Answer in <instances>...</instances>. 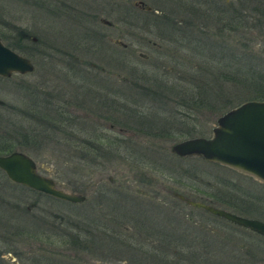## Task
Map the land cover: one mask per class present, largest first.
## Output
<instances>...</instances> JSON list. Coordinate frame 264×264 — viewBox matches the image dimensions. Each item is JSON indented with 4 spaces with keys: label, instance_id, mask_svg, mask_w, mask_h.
<instances>
[{
    "label": "rangeland",
    "instance_id": "1",
    "mask_svg": "<svg viewBox=\"0 0 264 264\" xmlns=\"http://www.w3.org/2000/svg\"><path fill=\"white\" fill-rule=\"evenodd\" d=\"M134 1L139 0H123L129 9H133ZM140 1L150 9L145 13L146 21L160 19L153 11L171 19L185 17L169 12L174 5L171 0ZM100 4L95 6L93 0H0L1 21L17 22L19 28L34 35L40 51H32L30 60L34 70L31 73L0 78V131L5 129L9 139L13 138V150L35 161L38 173L52 178L64 191L85 196L79 203L55 199L12 183L0 171V264H48L57 261L62 253L65 264L69 261L78 264L79 259L83 264H172L168 262H173L175 255L150 256L131 246L137 243L147 247L154 245L155 236L141 241L122 235L124 226L136 228L138 219L146 226L152 224L153 228H158L155 223L159 222L163 230L177 236L180 252L176 264H264L263 238L184 205L171 195L172 192L180 193L189 199L209 202L238 215L264 221V185L248 175L200 157H179L169 152L174 142L194 136L209 137L216 118L225 110L246 100H261L253 97L260 92L253 93L248 75L244 73L251 66L255 72L264 74V22L257 29V41L250 44V35L242 28H220L214 8L208 9L201 18L192 16V37L198 46L182 64L175 65L166 58L160 60L164 76L154 73V66L149 67L150 75L156 76H151L150 82L147 79L138 81L160 89L155 96L139 102L143 109H136L133 103L124 105L119 93L112 108L104 104L95 106L93 100L83 105L86 108L82 110L93 118H87L89 123L84 125L85 131H79L77 125L54 128L49 120L57 118L60 121L55 113L60 106L63 104L70 110L69 114H73L76 97H80V91L87 95L84 91L88 89L86 80L76 77L75 64L63 55L64 50L74 55L68 48H74L73 43L80 36L84 68H88V61L105 67V60L98 54L103 55L112 48L106 38L121 40L124 37L116 12H103L102 8L91 11L93 5L99 7ZM74 8L76 12L80 8L99 12L98 15L107 21L118 23L117 28L97 25L98 30L93 31L107 34L102 40L92 35L90 28H80L81 23L73 19ZM120 56L121 53L119 56L114 53L113 57L120 59ZM130 60L142 61L138 55ZM150 62L155 63L154 60ZM171 67L179 69L178 78L168 71ZM107 69L112 70V65L108 64ZM113 70L122 76L126 74L119 66ZM31 93L37 95L39 101H46L39 110L44 111L47 121L35 116L28 118L25 106L31 103ZM90 95L93 98V94ZM180 103L190 104L193 108L188 110L190 114H177L179 109L187 111ZM108 115L113 119V129L105 124ZM129 119L160 123L167 125L169 130L159 137L154 135L160 133L159 128L142 126L153 135L140 136L139 141L129 140L121 133L131 128L126 125ZM19 124L30 129V134L38 135L39 142L17 145L14 131H18ZM69 124H74L72 119ZM100 134L104 138L96 150L77 143ZM117 140L121 142L115 147L112 142ZM115 189L129 190L125 198L143 199L145 210H132L134 202H124V197L115 196ZM240 200L241 203L258 204L263 211L255 208L245 212L235 208L233 203L239 204ZM26 205H29L27 210ZM165 221L169 225L163 226ZM68 235L84 240L87 251L67 244ZM144 251L150 250L144 248Z\"/></svg>",
    "mask_w": 264,
    "mask_h": 264
},
{
    "label": "flooded vegetation",
    "instance_id": "2",
    "mask_svg": "<svg viewBox=\"0 0 264 264\" xmlns=\"http://www.w3.org/2000/svg\"><path fill=\"white\" fill-rule=\"evenodd\" d=\"M93 2H94L95 6L99 3H101V4L99 5V7H95L94 5H93V7L91 6L92 7V10L90 9L91 11H94V9H97V8L98 9L102 8L103 12L106 10V12H116L117 13L118 20H121V22H122L121 32H122V35L124 37L122 36L123 38L121 37L122 38L121 40L111 38V37L106 38V36H107L106 33H102L99 31H93L95 29L98 30L96 27L97 25L104 24L106 26L116 27V25L118 23H115V22L111 23V22L107 21L106 19H104L100 15H98L99 12H91V11L87 12L81 8L79 9L78 12H76V10L74 8V12H73L74 17L73 16L72 17L76 22L81 23L80 28H82V27L85 29L90 28V32L92 35H96L97 37L102 38V40H104L103 37H105L112 44L111 45L112 48H110L109 50H106V51H108L107 53H104L103 55L98 54V56H101L105 60V62H106L105 67H103L99 64H96L94 62L88 61V62H86V65L88 68H86V69L84 68L85 63L80 56V54H81V46H80L81 45V41H80L81 38H80V36H78L77 41H74V43H73L74 48H73V46L71 48H68L69 50L74 51V55H72L68 50H64V52H63V55L67 59H70L75 64L76 77L84 78L86 80V82L88 83L87 88L89 89L90 93L88 92V89L84 91L87 95H85L82 91L79 92L81 98L78 96L76 97V102H74V107H73L74 108L73 114H69L70 110L65 109L63 104L60 106V109L64 110V114H63L64 119H63V117H61L63 119V121L66 122V124L68 126L77 125V128L81 132L86 130L84 128V125H86V123H89V121L86 122L87 118H91V117H88V116H90V114L86 115V112L84 111L85 109L82 110V108H86V106H83V105L86 104L87 101L88 102H90L91 100L95 101V106H97L99 104L101 106H103V104H104L105 105L104 107H111L112 108V107H114V104L116 102L115 100H117V98H118L117 95L119 93H121L120 95H121L122 99L124 100V105L125 104L130 105L133 103V104H136L134 106L136 109H139L140 107H141L140 109H143V107L140 106L141 103H139V102L142 101V99L144 100L145 98L153 97V95H151L150 93L151 92L153 94L157 93V91L160 89V87H157V86L156 87H148V86H143V85H137L138 80H136V79H138L140 77H145L146 75H149L150 74L149 73V67H151V66H154L156 68V70L153 71L154 73L158 74L159 76H164V72L162 70L163 66L160 63V60H163L166 58V59L173 61L175 65L182 64V62H185L188 60V58H190L191 54L193 55V53L195 51L194 47L197 45V43H195V41H194V38L192 37V24H191V19H192V6H191V4H192V2H190L189 0L184 2V6H183V1L175 0L174 5L171 8L172 15L176 14V16H177V14L181 13V14H184L185 17H179V18L176 17V19H171L167 15L161 14L158 11L157 12L153 11L152 12L153 14L155 13V14L160 15L161 21H157V22L146 21L147 16L145 13L149 12L150 9L147 10L144 8V6H141L142 1H140V0L133 2V5H132L133 9H129V7H127V5L125 4V2H123V0H116V1H114V0H93ZM229 2L230 1H228V0H222V2L221 1L219 2V24H220V28H223V30L226 27V10L230 9V11H233L235 13V17L242 16V12H241L242 10H239V9H241V3L238 6H235ZM253 2H254L253 3L254 6H257L258 3L261 6H264V0L263 1L253 0ZM227 3H228V5H227L228 8L226 6ZM247 12L248 11L244 10L245 14H247ZM62 14H64V13H62ZM131 17H132V20L130 21ZM252 18H253V20L254 19L256 20V14H255L254 10H253L252 15L250 14V16H249L250 22H252ZM81 21H84V23H82ZM93 26H95V27H93ZM10 27L12 29L19 28L17 22H10ZM133 30H135V31H133ZM246 32L248 33V31H245V33ZM27 33H29V32L27 31ZM14 35H15L14 31L12 30L10 37L12 36L13 39L15 40L16 35L15 36ZM249 35H250L249 43L255 44V42L257 41L256 23L255 24L252 23ZM25 37L27 38V41L29 40V42L31 43V44H26V49H27L26 51L28 53V49H29L31 52L26 54L27 56L25 54H22V53H20V54L27 57L29 59V61L31 62L30 57L32 55V51H33V53L40 52L39 49L36 48V45L32 44V43H36V41L38 43V40L31 33L25 34ZM32 37H34L35 40H32L31 39ZM0 40L4 45L11 48L1 38H0ZM24 40H26V39L24 38L22 41H24ZM115 48H117L116 51H114ZM11 49H13V48H11ZM13 50L16 51L15 49H13ZM16 52H18V51H16ZM114 53L116 54V56H119V54L121 53L120 59L113 57ZM133 55H138L140 57V60H142V61L135 62V63L133 61L131 62L130 59H133ZM152 60H154L155 63H151L150 61H152ZM108 64H111L113 69L115 66H119V68L123 69L126 74L122 76L119 74L118 71H114L113 69L108 70L107 69ZM156 64L158 65V67H156L157 66ZM32 65H33V63H32ZM33 70H34V65H33ZM168 71L173 73L175 75L174 77H176V78H178V76L181 75V73L177 67H174V69H173V67H171V69H168ZM31 72H29V73H31ZM29 73H25V74H29ZM13 74H18V73H13ZM25 74H20V75H25ZM154 76H156V75H154ZM0 77H2V76H0ZM116 81L118 82L117 85H116ZM80 86H79V88H80ZM171 89H173V88H171ZM90 94H93V98ZM48 95L50 96V93H48ZM97 100L101 103H98ZM180 104L185 105L186 106L185 109L187 111L181 112V111H179L180 110L179 109L177 111V114L178 115L184 114L185 116L190 114V113H188V110H192V107L190 106V104L189 103H180ZM82 111H83V113H82ZM71 116H73V118ZM71 119L73 120L74 124H69ZM91 119H93V118H91ZM105 119H106L105 124L108 126V128L113 129V123H112L113 119L111 117H109V115L106 116ZM126 125H130L131 128L130 129H123V131L121 133H123L124 136H128L129 140H134V141H139L140 136H144V135L145 136H151V135H153V134H147L148 131L146 129L149 127L159 128L160 132H165L166 134L169 130V129H166L167 125L164 126L160 123H155V124L145 123V122H142L141 120H137V119H131V120L129 119V122ZM142 126H147V127L145 129ZM153 132H158V131H153ZM100 135L102 137L101 136H93L92 138H89V139H80V140L97 142V141L102 140L104 138L103 134H100ZM154 135L157 136L158 134L154 133ZM98 145L99 144H97V146ZM0 154H5V153H0ZM258 183H260V182H258ZM260 184L264 185L263 183H260ZM125 191L129 192V190H125ZM78 194H80V193H78ZM177 194L183 196L180 193H176V192L171 193V195L174 196V198L178 199L184 205H188L192 208H196L198 210H201V211H203V212H205L211 216H215L217 218H222L220 216H216L214 214H211L208 211H206L200 207H194V206L187 204L184 200L178 198ZM81 195H83V194H81ZM183 197L187 198L185 196H183ZM123 199H125V200H123L124 202L126 200L129 201L128 203H130L131 201L134 202L133 205H135V207L131 208L132 210H134L135 208L141 212H143L145 210V207L142 206V204H144L143 199H136V198H134V199L123 198ZM193 201H197V200H193ZM197 202H201V203L212 205V206L216 207L215 205H213L209 202H204V201H197ZM230 203H233V202H230ZM242 203L244 205H242ZM242 203L240 200L239 204L234 202L233 206L235 208H239L245 212H248V211L250 212V210L253 211V209H255V208L263 211V208L259 207L260 205L258 206V204L255 205L252 203H244L243 201H242ZM129 206L131 207V204ZM216 208H219V207H216ZM131 209L129 208L128 211H131ZM219 209L225 210L223 208H219ZM225 211H227V210H225ZM227 212L233 213L231 211H227ZM233 214L238 215L236 213H233ZM182 216L184 217V215H182ZM238 216H242V215H238ZM242 217H246V216H242ZM246 218H253V217H246ZM222 219H224V218H222ZM253 219H257V218H253ZM138 220H139L138 222L135 221L136 228L129 229V227L124 226V230H123L124 234H122V235H125L128 238L129 237H132V238L135 237L141 241H142V239L144 241L147 237H154L155 236L157 238V240H155L154 245L152 244L151 246H148V247L145 245H141V247L147 248L152 252H158L159 254L160 253L161 254L162 253H164V254L168 253L170 255H175V259L173 260V262H168V263L176 264L177 259H178L177 254L180 252L179 246L177 245V236L174 237L169 232H166L165 230H163L160 227L159 222L155 223L156 226L159 228L158 229L156 227L153 228L152 227L153 225L152 224L150 225L149 223H148V226H146L142 222V220H140V219H138ZM224 220H226V219H224ZM257 220H260V219H257ZM226 221L231 223V224H234L228 220H226ZM260 221L264 222L263 220H260ZM116 222H117V220H114V223H116ZM162 224H163V226L166 224L169 225L168 221H165ZM234 225H237V224H234ZM237 226L241 227L245 230L246 229L249 230L248 228H245V227H242L239 225H237ZM249 231L264 239L263 235H260L259 233H256V232L251 231V230H249ZM149 243H151V242H149ZM151 249H153V250H151ZM163 264H165V262Z\"/></svg>",
    "mask_w": 264,
    "mask_h": 264
},
{
    "label": "water",
    "instance_id": "3",
    "mask_svg": "<svg viewBox=\"0 0 264 264\" xmlns=\"http://www.w3.org/2000/svg\"><path fill=\"white\" fill-rule=\"evenodd\" d=\"M31 39L35 40L34 37ZM32 70L33 65L27 57L0 40V76L9 77L13 73L25 74ZM169 152L179 157H200L264 184V99L246 100L226 110L216 118L209 137L182 139L171 144ZM0 171L12 183L55 199L70 203H79L85 199L84 195L58 188L52 178L37 172L36 163L30 156L18 150L0 154ZM177 196L191 206L200 207L264 236V222L260 220L238 216L179 194Z\"/></svg>",
    "mask_w": 264,
    "mask_h": 264
},
{
    "label": "trees",
    "instance_id": "4",
    "mask_svg": "<svg viewBox=\"0 0 264 264\" xmlns=\"http://www.w3.org/2000/svg\"><path fill=\"white\" fill-rule=\"evenodd\" d=\"M181 1H183V6H184V2L187 1V0H181ZM189 1L192 2V4H191V6H192V16H195V17L199 16L201 18L202 16H204L203 15L204 13L206 14V11L208 9H213L214 8L213 10L217 11V18L215 20H216V22H218L217 20H219V2L221 0H218V1H216V0H200V1L199 0H189ZM258 1H263V0H258ZM172 2L174 3L175 0H171V3ZM229 3H231V4L235 5V6H238L241 3V9H239V10H242L241 11L242 12V16L235 17V13L233 11H230V9L226 10V27H225L226 29H229V30L230 29L231 30L235 29V30H237L239 28H242L243 29L242 31H248V34H249L252 23H254V24L256 23V28L257 29L261 28L260 24H261V22H264V6H261L259 3L257 4V6H254L253 0H240V1L239 0H234V1H230ZM227 5H228V3L226 4V6ZM227 8H228V6H227ZM0 10H1V8H0ZM244 10L248 11L247 14L244 13ZM253 10H254V12L256 14V20L254 19L255 20L254 21L253 18H252V22H250L249 16H250V14L252 15ZM169 12L171 13V10ZM0 16H1V14H0ZM0 21H1V18H0ZM157 21H161V19L153 18L151 22H157ZM12 30L14 31V34L16 35V39L15 40L13 39L12 36L10 37V34H11ZM25 34H29V33H27V31L25 29H23V28L12 29L10 27V22L9 23H7L5 21H1L0 22V38L3 41H5V43L8 46H10L11 48L15 49L19 53H22V54L26 55L28 53L26 51V43L25 42H29V40L27 41V38L25 37ZM24 38L26 40L22 41ZM36 43H37V41H36ZM36 43H32V44H36ZM237 72L240 74L241 73L240 69H238ZM243 73H244V70H243ZM244 74L246 76L248 75L247 79L250 80V82L248 84L250 86V89L253 91V93L256 94L257 92H260V95H255L253 97L254 98L256 97V99H264V74H262L260 72H255L251 66H250L249 69L245 70ZM151 76L155 77L154 75H150L149 74V75H146L145 77H140V78H138L136 80H139V81H144L145 80L146 81V79H147V82H150L149 79H150ZM0 78H6V77H0ZM139 81H138L137 85H143V83L140 84ZM162 85H163V83H162ZM143 86H146V85H143ZM148 87H151V86H148ZM157 93H159V92H157ZM157 93H155V94H157ZM36 94H38V93H36ZM150 94L155 96V94H153L152 92ZM30 96H31V103L29 105L25 106V107H27L26 110H28V111H26V113L28 115V118L30 119L32 116L33 117L35 116V117H38L39 119L43 118V120H44L46 118V115L44 114V111H40L39 109H41L43 107V105L46 104L45 100H43L44 102L42 100L39 101L38 100L39 97L37 95H35L34 93H31ZM8 107H11V106L8 105ZM55 113H57V115H59L60 121L57 118H52V119L49 120V123L54 128H57V129H59L60 127L61 128L64 127V125L67 126L66 122L63 121V119H64V117H63L64 110L60 109V110H57ZM0 116H1V114H0ZM61 117H63V119ZM46 119H45V121H47ZM145 123H148V122H145ZM69 127H71V126H69ZM29 130L30 129H28L27 127H24L23 125L19 124L18 131H14L15 135L18 137V138H16L17 145H19V144L23 145V144H26V143L27 144L28 143L34 144V143H38L39 142L38 138H37L38 135L33 134V133L30 134ZM163 135H166V133L165 132H160L157 136L160 137V136H163ZM101 142H102L101 140H99L97 142L83 141V140L82 141H77V143L83 144L87 148H93L94 147L93 149H95V150L100 148L99 145L101 144ZM120 142H121L120 140H117V141H113L112 143L116 147V146H118L120 144ZM86 144H88L89 147ZM97 144H99V145L97 146ZM108 144H110V143L108 142L107 145ZM13 146H14L13 138L9 139V134H8V132L5 129H3V131L1 130L0 131V153L10 152L11 150H13L15 148ZM29 190H31V189H29ZM109 191H111V190H109ZM137 192H139V191H137ZM114 193H115V196H122L124 198H125V196L127 194V192L125 190L120 191V190H117V189L114 190ZM28 206L29 205H26L25 210L28 209ZM121 212H124V211H121ZM95 219H97V217ZM90 220H92V222L94 224V219L92 218ZM68 238H69V235H68ZM66 243L73 245L74 248H76V249L78 248L81 251H87V247H88L87 244L85 243L84 240L80 239L78 236L73 237V235H71V237L69 238V241L67 239ZM129 244H132V243H129ZM131 246L133 248H135L138 252L140 251V253H144V254H147V255H150V256L156 255V257L164 258V256H162L164 253H162V255H161V253L159 254L158 252H153L152 253V251H144V248H142L140 244L138 245V243L136 244V246L135 245H131ZM59 255H60L59 256L60 258L57 261H49L47 263L48 264H65L64 259H62L63 256H65V255L63 253H62V255L61 254H59ZM177 256H178V254H177ZM165 260H167V259H165ZM79 261H80V263H78V264H83V262H84L81 259H79ZM71 262L72 261H69V263H67V264H74V263H71Z\"/></svg>",
    "mask_w": 264,
    "mask_h": 264
}]
</instances>
